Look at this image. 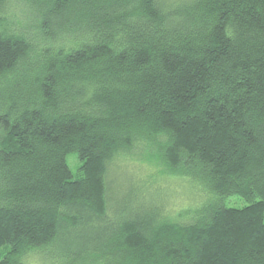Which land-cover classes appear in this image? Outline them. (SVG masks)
Wrapping results in <instances>:
<instances>
[{
    "label": "trees",
    "instance_id": "16d2710c",
    "mask_svg": "<svg viewBox=\"0 0 264 264\" xmlns=\"http://www.w3.org/2000/svg\"><path fill=\"white\" fill-rule=\"evenodd\" d=\"M22 1L33 33L0 0V264H264V0ZM136 148L205 191L187 218L144 188L109 216Z\"/></svg>",
    "mask_w": 264,
    "mask_h": 264
},
{
    "label": "rangeland",
    "instance_id": "374dc122",
    "mask_svg": "<svg viewBox=\"0 0 264 264\" xmlns=\"http://www.w3.org/2000/svg\"><path fill=\"white\" fill-rule=\"evenodd\" d=\"M5 10L4 14L7 15L9 21H12V28H14V31L19 29L24 30L26 27L29 28L30 33L39 30L37 22L32 19L33 14L26 8L24 1L7 0ZM6 79L7 78L0 77V88L7 85L8 80ZM16 79V74L10 75L11 81ZM136 150L137 148L134 150L135 152L118 156L114 162L110 164L108 173L110 184L108 193L110 207L109 216L114 214L117 207V200L118 203L121 204L129 197L130 202H132L130 196L135 194L134 190L138 192L141 188L153 191L155 195L154 199L157 203L161 204L164 209V214L176 220L187 218L189 214L186 211L199 206L205 200V191L199 188V186H195L189 181L166 174L161 170L162 167L155 163L153 159L145 157ZM67 161L73 173L77 175L81 164L78 155L75 152L69 153ZM127 193L128 195H126ZM135 199L137 200H135L134 203L138 200L144 201L143 197L139 195H137ZM228 204L242 207L246 205L247 202L234 196L231 198V201H228ZM50 253V248L34 250L27 255V264H67L65 262H60L55 256L51 260L49 257Z\"/></svg>",
    "mask_w": 264,
    "mask_h": 264
}]
</instances>
